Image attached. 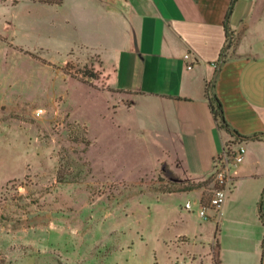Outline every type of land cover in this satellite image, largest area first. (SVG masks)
Returning a JSON list of instances; mask_svg holds the SVG:
<instances>
[{"label":"rangeland","instance_id":"374dc122","mask_svg":"<svg viewBox=\"0 0 264 264\" xmlns=\"http://www.w3.org/2000/svg\"><path fill=\"white\" fill-rule=\"evenodd\" d=\"M35 2L50 3L0 0V264L214 256V243L192 236L201 228L212 237L197 208L209 204L213 173L194 177L169 160L161 167L170 138L142 133L131 95L94 57L56 49L55 12ZM250 24L264 35V0L254 1Z\"/></svg>","mask_w":264,"mask_h":264},{"label":"crops","instance_id":"0c3cea01","mask_svg":"<svg viewBox=\"0 0 264 264\" xmlns=\"http://www.w3.org/2000/svg\"><path fill=\"white\" fill-rule=\"evenodd\" d=\"M254 1L236 0L228 19L232 39L225 26L231 0L35 2L55 12L56 49L94 57L108 82L131 95L142 133L170 138L172 145L162 144L161 167L169 160L194 177L209 175L226 141L244 143L225 202L206 218L213 223L211 239L201 228L192 235L207 244L218 240L220 264H261L264 252V135L240 140L220 127L207 96L216 75L229 126L246 136L264 134V35L256 24L245 29ZM228 39L233 43L219 65ZM195 264L216 263L209 253Z\"/></svg>","mask_w":264,"mask_h":264},{"label":"built area","instance_id":"2783aa9c","mask_svg":"<svg viewBox=\"0 0 264 264\" xmlns=\"http://www.w3.org/2000/svg\"><path fill=\"white\" fill-rule=\"evenodd\" d=\"M190 57L191 53L185 54V58L189 59ZM192 63L193 61L188 65L189 68H191ZM245 152L246 147L242 141L234 143L232 140H228L225 142L221 152L215 156L213 164L215 187L213 188L209 204L203 205L201 202L199 203L197 212L201 217L207 218L210 215L209 210L219 211L233 185L231 167L243 160ZM184 208L189 211L195 210L193 203L190 201L185 202Z\"/></svg>","mask_w":264,"mask_h":264},{"label":"trees","instance_id":"16d2710c","mask_svg":"<svg viewBox=\"0 0 264 264\" xmlns=\"http://www.w3.org/2000/svg\"><path fill=\"white\" fill-rule=\"evenodd\" d=\"M41 1L56 3V4H61L63 2V0H41ZM235 2H236V0H231V4H230L229 10L227 12L226 20H225V26H226L227 35L229 36V38H230V32H229V26H228V19H229V16H230L233 8H234ZM229 45H230V39L227 40V43L225 44V46L223 48L221 58L219 60V65L223 62L224 53H225L226 49L229 47ZM217 68H219V67L217 66ZM215 82H216V75L207 84V96L209 98V105H210L211 111L213 112L215 119L218 121V125L222 128H225L227 131H229L232 135L236 136L240 140H244V139H248V138H258L261 135H264V134H254L252 136L242 135L239 132H237L235 129H233L229 126V124L225 118V115H224L223 104L215 92ZM193 188H195V187H190L189 189H193ZM262 196H264V190H263ZM263 219H264V217H263ZM214 245H215L214 246L215 247L214 248V262L216 264H220L218 240H216ZM261 264H264V252H263V258H262Z\"/></svg>","mask_w":264,"mask_h":264}]
</instances>
